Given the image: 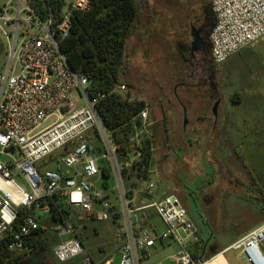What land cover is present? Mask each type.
<instances>
[{
  "label": "built area",
  "instance_id": "built-area-1",
  "mask_svg": "<svg viewBox=\"0 0 264 264\" xmlns=\"http://www.w3.org/2000/svg\"><path fill=\"white\" fill-rule=\"evenodd\" d=\"M208 1L215 15L210 33L214 65L226 63L264 36V0ZM90 3L64 0L59 14L50 10L42 17L33 0H0V37L10 53L5 72H0V252L2 247L29 250L36 229L61 211L60 203L75 213L76 223L92 217L109 220L113 188L98 184L107 166L115 173L123 207L120 264H145L157 245L167 242L178 246L172 264H209L217 255L211 256L208 244L196 239L191 247L186 242L196 228L179 196L141 207L131 204L123 171L141 160V153L127 154L112 141L96 107L99 98L88 92V77L72 68L60 45L70 33L72 13L89 11ZM114 91L125 94L128 88L121 84ZM138 117L141 128L135 142L150 135L148 110ZM51 163L56 169L47 168ZM146 179L145 191L152 196L154 185ZM144 214L157 215L165 230L158 232L150 222L139 227ZM57 235L53 254L60 263L83 256L84 264H91L72 221L58 225ZM263 243L264 222L222 254L235 250L248 264H264ZM196 250L199 255L194 256Z\"/></svg>",
  "mask_w": 264,
  "mask_h": 264
},
{
  "label": "crops",
  "instance_id": "crops-1",
  "mask_svg": "<svg viewBox=\"0 0 264 264\" xmlns=\"http://www.w3.org/2000/svg\"><path fill=\"white\" fill-rule=\"evenodd\" d=\"M139 1L142 6L144 4L146 13L138 32L127 44L130 66L126 79L132 85L131 98L144 101L145 109L149 112V130L155 145L147 178L152 181L156 174L155 165L158 163L162 175L172 180L173 184L180 185L179 198L185 205L186 193L181 188L183 181L180 168L184 171L193 170L212 183V174L203 163L205 156L214 173L213 186L208 191L222 185L224 172H234L225 160L233 157V151L228 145L234 144L235 148L237 146L238 128L235 126L236 117L232 107L238 103L240 90L232 89L233 80L228 63L234 57L242 56V52L249 47L221 64L223 67L214 65L210 61L211 52L206 48L203 37L201 38L205 46L196 51L192 48L195 40L192 28L201 26L202 34L206 36L205 5H209L208 0H201L203 16L198 17L190 11L177 17L173 8L168 12L165 6H155L153 0ZM139 72L142 73L141 77L137 74ZM219 100L220 113L217 118L213 108ZM224 152L230 153L228 157H224ZM128 182L129 199L134 207H141L171 194L154 192L149 196L145 191L147 179L141 176H135ZM112 188L114 190L109 192L112 213L121 216L123 207L119 195L113 197V192L117 190ZM222 195L223 192L218 194L216 201L222 198ZM256 211L259 212V220L252 223L250 228L241 230V234L233 238L224 249L264 222L260 209ZM218 214L216 207L215 217ZM258 214L254 212L249 218ZM152 217L153 214L150 217V225L157 228ZM217 223L215 219V226ZM223 255L225 256V253Z\"/></svg>",
  "mask_w": 264,
  "mask_h": 264
},
{
  "label": "rangeland",
  "instance_id": "rangeland-1",
  "mask_svg": "<svg viewBox=\"0 0 264 264\" xmlns=\"http://www.w3.org/2000/svg\"><path fill=\"white\" fill-rule=\"evenodd\" d=\"M153 3L158 8L165 6L168 12L173 8L177 17L186 15L188 11L196 17L203 16L201 0H153ZM145 13L146 8L143 4V20ZM213 24L214 20L206 28L207 36L204 39L206 48L210 52V33ZM9 61V46L4 37H0V72H5ZM228 66L231 69L233 80L232 89L240 90L238 91L240 96L237 97L238 103L232 107L234 117H236L235 126L238 128L237 146L235 148L234 144L228 145L229 149L231 148L233 151L231 153L233 157L225 160L232 166L234 172L231 174L224 172L222 185L208 191L213 186L214 173L205 156L203 163L207 165L209 173L212 174L210 176L212 183L193 170L184 171L180 168V177L183 181L181 188L186 193L185 205L196 228L195 235L187 239L186 242L189 246L195 247L196 239L201 240L208 244L211 256L222 253L224 247L241 234V230L250 228L252 223L259 220L260 215L256 210L260 209V206L249 196L255 195L253 190L257 186L264 190V36L252 47L245 49L242 56L231 59ZM137 74L142 76L141 72ZM219 113L220 108H218L217 118ZM52 121L54 119H51ZM228 154L230 153H223L224 157H228ZM56 167V163L47 166L48 169H56ZM145 171L147 174L141 175L143 178L148 177V171ZM155 173L152 177L155 194L160 192L179 196L180 185L173 184L172 180L163 176L158 163L155 165ZM19 181L26 185L24 180L19 178ZM105 181L111 188L118 187L115 173L112 170L111 176L108 179L101 177L98 184L103 186ZM129 183L125 181L124 184L127 187ZM222 192V198L216 201L217 195ZM117 194L119 195V189L112 195L118 197ZM216 207L219 210L217 217L214 215ZM254 212L258 216L249 218V215ZM116 216L111 214V218L105 221H96L92 217L84 222L75 223L77 235L82 239L87 251L97 263L103 262L110 256L111 264H120L121 262L122 255L118 251L121 240H119L118 223L115 221ZM117 218L122 221L121 216ZM262 218L264 219V213H262ZM215 219L218 221L216 226ZM152 220L156 224L158 232L161 233L165 230V225L157 215H153ZM57 226L55 227L57 228ZM168 243L166 246L159 243L145 264H172L171 258L178 250V246L173 242ZM218 263L248 264L235 250L227 251L225 256L222 254Z\"/></svg>",
  "mask_w": 264,
  "mask_h": 264
},
{
  "label": "trees",
  "instance_id": "trees-1",
  "mask_svg": "<svg viewBox=\"0 0 264 264\" xmlns=\"http://www.w3.org/2000/svg\"><path fill=\"white\" fill-rule=\"evenodd\" d=\"M33 1L42 17L47 16L50 10L59 14L64 4V0ZM205 9L207 28L213 20L215 22V15L210 4L205 5ZM71 22L68 37L60 41L70 65L79 74L88 77L90 82L88 92L91 97L99 98L96 107L112 141L121 145L120 150L127 154L135 151L141 153L142 159L135 161L131 168L123 171L124 179L129 181L135 176L146 175L145 170H149L153 160L154 137L143 135L140 142L132 141L141 128V119L138 116L145 110L146 103L132 99L130 90L125 94L114 91L117 85L125 84L127 88L132 86L126 79L130 66L127 44L143 22V6L139 0H91L89 11H74ZM205 33L207 36V31ZM126 159L123 154L122 160ZM110 176L111 170L107 166L104 167L103 178L108 179ZM103 186L110 187L107 181ZM253 193L255 195L249 197L259 204L261 212L264 213V190L257 186ZM59 206L61 211L56 210L52 219L45 221L47 224L41 223L36 229L29 250L11 251L7 247H2L0 264H84L83 256L60 263L53 254V247L60 240L55 226L67 221L75 224L77 221V216L65 203H60ZM117 217L120 215L115 217V221L118 223L121 240L124 232L122 222ZM150 217L151 215L144 214L139 227L147 226ZM262 248L264 250V243ZM88 255L91 264H105L111 259L110 256L97 263L89 252ZM197 255L199 250L194 252V256Z\"/></svg>",
  "mask_w": 264,
  "mask_h": 264
},
{
  "label": "water",
  "instance_id": "water-1",
  "mask_svg": "<svg viewBox=\"0 0 264 264\" xmlns=\"http://www.w3.org/2000/svg\"><path fill=\"white\" fill-rule=\"evenodd\" d=\"M192 31L195 33V40L192 43L193 51L199 50L200 47L205 46L204 40L201 38L200 33L195 30V28H192ZM221 100L217 101L214 105L213 112L215 116L218 115V108L220 106Z\"/></svg>",
  "mask_w": 264,
  "mask_h": 264
},
{
  "label": "bare ground",
  "instance_id": "bare-ground-1",
  "mask_svg": "<svg viewBox=\"0 0 264 264\" xmlns=\"http://www.w3.org/2000/svg\"><path fill=\"white\" fill-rule=\"evenodd\" d=\"M222 253L218 254L209 264H219L218 260L221 257Z\"/></svg>",
  "mask_w": 264,
  "mask_h": 264
},
{
  "label": "flooded vegetation",
  "instance_id": "flooded-vegetation-1",
  "mask_svg": "<svg viewBox=\"0 0 264 264\" xmlns=\"http://www.w3.org/2000/svg\"><path fill=\"white\" fill-rule=\"evenodd\" d=\"M193 27V26H192ZM197 29V30H196ZM195 30L200 33V36L203 37V39L206 38L204 34H202L201 26H198ZM194 40V39H193Z\"/></svg>",
  "mask_w": 264,
  "mask_h": 264
}]
</instances>
